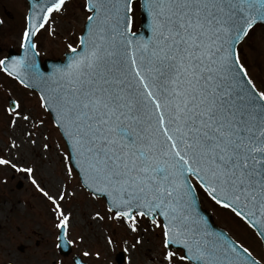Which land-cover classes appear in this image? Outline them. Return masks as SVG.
<instances>
[{"label":"snow or ice","instance_id":"1","mask_svg":"<svg viewBox=\"0 0 264 264\" xmlns=\"http://www.w3.org/2000/svg\"><path fill=\"white\" fill-rule=\"evenodd\" d=\"M66 7V0H32L24 55L0 59V70L25 87L43 85L40 102L55 113L69 165L75 162L91 197L106 199L108 216L97 211L94 218L122 222L131 233L151 231L160 264H261L247 247L211 231L196 201L199 189L264 239V90L238 47L264 22V0H144L147 38L133 30V0H84L79 48L68 43L66 63L44 76L33 39L42 30L52 35L47 26ZM20 108L9 100L13 125L29 120ZM0 166L27 176L50 202L57 240L75 244L70 215L58 203L68 193L50 194L32 167L3 157ZM145 221L151 229L141 230ZM143 242L137 235L131 247Z\"/></svg>","mask_w":264,"mask_h":264},{"label":"rangeland","instance_id":"2","mask_svg":"<svg viewBox=\"0 0 264 264\" xmlns=\"http://www.w3.org/2000/svg\"><path fill=\"white\" fill-rule=\"evenodd\" d=\"M83 2L84 0H73L71 29L63 32L54 30L52 35L47 32L49 47L45 54L61 56L67 50L68 43L79 45L76 40L85 23V12L81 7ZM133 3L136 30L140 25L141 7L138 0ZM238 47L254 83L259 90H264V23H257ZM3 83L12 88L9 80H3ZM17 97L22 100L19 110L29 115V120L25 122L18 119L16 124H11L14 113L7 111V100L5 96H0V157L17 163L18 167H32L37 183L50 194L58 190L68 193L58 203L70 215L68 239H73L76 243L71 245L69 254L62 253L56 247L59 244L57 236L60 230L55 227L57 221L52 214L50 202L36 190L24 173L16 172L9 166H0V264H37L32 259L33 253H38L41 264H53L54 261L56 264L61 261L64 264H74L72 258L75 255L88 264H118L116 256L123 248L128 249L123 252V264H160V242L151 231L131 233L122 222L94 218L97 211L102 216H108L105 198L91 197L89 190L82 186L79 174L66 159L69 154L66 142L60 131L54 130V120L41 105L38 94L25 89ZM41 120L43 124L39 123ZM34 126V135L29 137L26 133ZM33 139L36 140L35 144L31 143ZM45 142L50 145L49 149L42 147ZM13 144L15 147H12ZM69 166L73 169L70 174L67 172ZM19 183L22 187H18ZM50 186H55V189ZM197 191L202 204L211 211L216 222L247 247L252 255L264 262L263 244L251 227L230 210L216 205L201 190ZM145 226L151 229L150 223L145 221L140 225L141 230ZM34 232L40 233V236ZM137 235L144 242L132 248ZM109 238L116 243L107 244ZM85 251L90 253L88 257L82 256ZM96 252L100 253L99 258L96 257Z\"/></svg>","mask_w":264,"mask_h":264},{"label":"flooded vegetation","instance_id":"3","mask_svg":"<svg viewBox=\"0 0 264 264\" xmlns=\"http://www.w3.org/2000/svg\"><path fill=\"white\" fill-rule=\"evenodd\" d=\"M32 0H0V59L14 58L19 55H24V49L21 48V35L24 28L27 26V16L31 10ZM67 7L62 13L54 14L49 22L48 28L59 31H66L73 27V0H66ZM66 14V17L64 16ZM59 17H63L60 18ZM58 19V20H57ZM48 31L42 30L37 37L34 38V43L38 45L36 51L42 61L46 59L64 58L63 55L45 54L49 47V37L46 35ZM51 38V37H50ZM3 80H9L12 88L4 85ZM7 89L9 91H7ZM28 89L32 92L37 91L29 89L20 84L15 78L9 77L6 73L0 70V96H5L9 104L10 98L22 105L21 97H17L21 90ZM8 92V93H6ZM38 94V93H37ZM5 100V101H6Z\"/></svg>","mask_w":264,"mask_h":264},{"label":"water","instance_id":"4","mask_svg":"<svg viewBox=\"0 0 264 264\" xmlns=\"http://www.w3.org/2000/svg\"><path fill=\"white\" fill-rule=\"evenodd\" d=\"M134 1V0H133ZM141 2V11H140V15H141V24H140V27L139 29L136 31L134 30L136 33H138L140 36H143L144 38H147L149 35H150V32L148 30V21H149V17H148V13L146 11V9H144L142 7V5L144 4V0H140ZM32 3V2H31ZM257 23H264V22H257ZM84 30L86 31V29L84 28ZM34 42V41H33ZM79 48V47H78ZM36 51V50H35ZM37 53V51H36ZM16 57H19L16 56ZM8 60H10L11 58H7ZM66 63V57L64 59H46L44 62L40 60L39 58V55H36L35 56V64H36V67L38 68L39 72L42 73L44 76H48L50 73H52L53 69L55 67H61L63 66L64 64ZM26 79V83H28V79L27 77L25 78ZM31 89H34L36 90L39 95L41 96L42 95V92H41V88L43 87L42 84H38V83H31L29 86H27ZM47 109V108H46ZM53 119H55V113L50 111L49 109H47ZM68 147V151L70 153L71 151V148L69 145H67ZM73 165V167L75 168V170L79 173V176H80V172H79V168L76 167L75 165V162L73 161L71 163ZM81 178V176H80ZM81 181H82V178H81ZM193 182V180H192ZM194 184V182H193ZM18 187H21V184L18 185ZM196 211L199 213L200 216H202L206 221H207V227L213 231V232H216V233H223L225 236H228L230 237L232 240L236 241L224 228L220 227L219 225L216 224V222L214 221V218L212 217V214L207 211L201 204V201H200V198H199V195L197 196V201H196ZM250 225V224H249ZM251 227H253L255 229V231L257 232L258 234V229L257 227H254L252 225H250ZM261 238V237H260ZM262 239V238H261ZM263 241V244H264V239H262ZM237 242V241H236ZM238 243V242H237ZM59 244H61L62 246L60 247V250L64 253V254H69L70 251H71V246H64L63 245V242L59 240ZM239 244V243H238ZM77 258H80L79 256H75ZM256 258V257H255ZM81 259V258H80ZM124 253H121L119 252L116 256V260L118 262V264H123L124 262ZM257 259V258H256ZM82 264H88L86 262H84L82 259ZM261 264H264L261 262Z\"/></svg>","mask_w":264,"mask_h":264},{"label":"bare ground","instance_id":"5","mask_svg":"<svg viewBox=\"0 0 264 264\" xmlns=\"http://www.w3.org/2000/svg\"><path fill=\"white\" fill-rule=\"evenodd\" d=\"M56 184V183H55ZM51 187V189H55V186H50ZM34 233H36L37 235H39L40 236V233H38V232H34ZM32 259L34 260V261H36L37 262V264H41L40 263V258H39V255H38V253H36V254H32Z\"/></svg>","mask_w":264,"mask_h":264}]
</instances>
